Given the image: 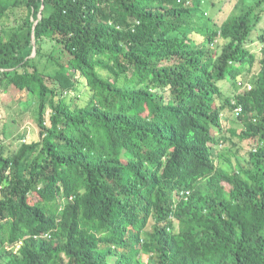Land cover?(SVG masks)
Wrapping results in <instances>:
<instances>
[{"label":"trees","instance_id":"16d2710c","mask_svg":"<svg viewBox=\"0 0 264 264\" xmlns=\"http://www.w3.org/2000/svg\"><path fill=\"white\" fill-rule=\"evenodd\" d=\"M224 1L0 0L39 129L0 142V264H264V0Z\"/></svg>","mask_w":264,"mask_h":264},{"label":"rangeland","instance_id":"374dc122","mask_svg":"<svg viewBox=\"0 0 264 264\" xmlns=\"http://www.w3.org/2000/svg\"><path fill=\"white\" fill-rule=\"evenodd\" d=\"M239 0H229L218 3L216 7H214L213 14H216L217 21H222L227 16H229L232 11H234L235 6L238 4ZM245 5H254L258 0H243ZM209 11H211L210 5H205ZM264 24V18L260 22V25ZM263 44L260 42H254L251 45V50L257 54L258 59L261 57V48ZM259 63L256 62L254 69L258 71ZM248 74L245 75V79L248 77ZM220 86L223 88L226 97H234L236 93V88L232 86L231 83H227V81H220ZM7 94H13L12 89H8ZM89 89L83 87L81 91H72L69 94V99L72 97L76 98L77 102L85 103L89 99ZM22 97V101L19 102L18 99ZM37 97L32 95H27L15 92L13 97L5 95V97L0 100V142L8 144L12 149H16L22 142L27 141L31 142L39 137V129L36 123V117L38 116V110L36 109ZM21 111H25V113H20ZM26 115V118H21L22 115ZM18 115L20 119L19 121L13 122L12 118H16ZM49 114L46 116L48 117ZM232 115L230 111H225L224 116ZM234 118V117H233ZM231 116L229 117V124L234 125V119ZM6 123V126L4 127ZM8 129L6 132L5 129ZM6 132V134H5ZM24 135V136H23ZM237 140V139H236ZM238 141V140H237ZM243 145L244 151L250 147L248 143H241ZM10 148V149H11ZM219 148H215V152H217Z\"/></svg>","mask_w":264,"mask_h":264},{"label":"built area","instance_id":"2783aa9c","mask_svg":"<svg viewBox=\"0 0 264 264\" xmlns=\"http://www.w3.org/2000/svg\"><path fill=\"white\" fill-rule=\"evenodd\" d=\"M241 84V83H240ZM240 109V108H239Z\"/></svg>","mask_w":264,"mask_h":264}]
</instances>
